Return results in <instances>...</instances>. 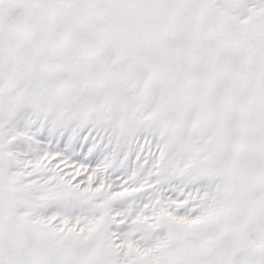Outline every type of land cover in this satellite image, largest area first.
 <instances>
[{
  "label": "snow or ice",
  "instance_id": "obj_1",
  "mask_svg": "<svg viewBox=\"0 0 264 264\" xmlns=\"http://www.w3.org/2000/svg\"><path fill=\"white\" fill-rule=\"evenodd\" d=\"M0 264H264V0H0Z\"/></svg>",
  "mask_w": 264,
  "mask_h": 264
}]
</instances>
